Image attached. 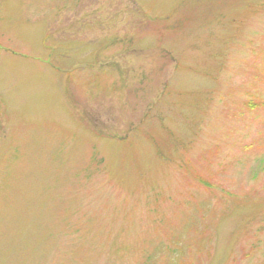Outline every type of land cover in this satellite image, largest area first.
Listing matches in <instances>:
<instances>
[{
  "label": "rangeland",
  "instance_id": "374dc122",
  "mask_svg": "<svg viewBox=\"0 0 264 264\" xmlns=\"http://www.w3.org/2000/svg\"><path fill=\"white\" fill-rule=\"evenodd\" d=\"M0 264H264V0H0Z\"/></svg>",
  "mask_w": 264,
  "mask_h": 264
},
{
  "label": "trees",
  "instance_id": "16d2710c",
  "mask_svg": "<svg viewBox=\"0 0 264 264\" xmlns=\"http://www.w3.org/2000/svg\"><path fill=\"white\" fill-rule=\"evenodd\" d=\"M249 108H250V109H253L254 107H252V106H249Z\"/></svg>",
  "mask_w": 264,
  "mask_h": 264
}]
</instances>
